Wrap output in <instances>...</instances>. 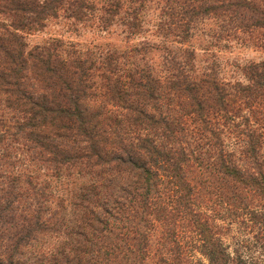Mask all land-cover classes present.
I'll return each instance as SVG.
<instances>
[{
	"label": "trees",
	"instance_id": "obj_1",
	"mask_svg": "<svg viewBox=\"0 0 264 264\" xmlns=\"http://www.w3.org/2000/svg\"><path fill=\"white\" fill-rule=\"evenodd\" d=\"M263 34L264 0H0V264H264V60L219 56Z\"/></svg>",
	"mask_w": 264,
	"mask_h": 264
},
{
	"label": "rangeland",
	"instance_id": "obj_2",
	"mask_svg": "<svg viewBox=\"0 0 264 264\" xmlns=\"http://www.w3.org/2000/svg\"><path fill=\"white\" fill-rule=\"evenodd\" d=\"M64 28H62L60 23L57 22H51L47 28L44 30V32H37L32 35L28 36V41L30 43L38 42L42 39L45 32H52L56 33L57 31H61ZM93 32H90L88 30L82 31L78 36L72 35L73 40H81V41H88L91 39H94L96 36L93 35ZM264 38V34L262 36ZM252 42L248 39H246L244 42L241 43H232L229 45L228 48L222 49L219 51V56L221 58V62L227 61V62H239L243 63L246 60H264V49H260L258 47H253ZM219 58V60H220ZM230 72H227V75ZM238 76V74H236Z\"/></svg>",
	"mask_w": 264,
	"mask_h": 264
}]
</instances>
